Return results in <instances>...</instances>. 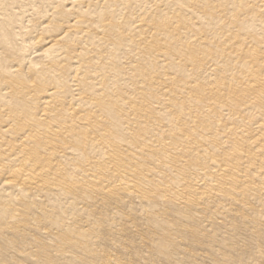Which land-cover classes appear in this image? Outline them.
<instances>
[{
    "label": "bare ground",
    "instance_id": "6f19581e",
    "mask_svg": "<svg viewBox=\"0 0 264 264\" xmlns=\"http://www.w3.org/2000/svg\"><path fill=\"white\" fill-rule=\"evenodd\" d=\"M0 264H264V0H0Z\"/></svg>",
    "mask_w": 264,
    "mask_h": 264
},
{
    "label": "rangeland",
    "instance_id": "374dc122",
    "mask_svg": "<svg viewBox=\"0 0 264 264\" xmlns=\"http://www.w3.org/2000/svg\"><path fill=\"white\" fill-rule=\"evenodd\" d=\"M37 58V57H36Z\"/></svg>",
    "mask_w": 264,
    "mask_h": 264
}]
</instances>
